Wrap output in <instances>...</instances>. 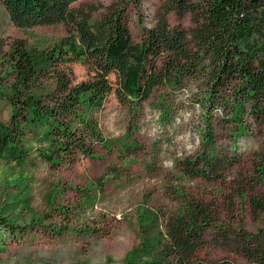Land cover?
<instances>
[{
	"label": "trees",
	"instance_id": "1",
	"mask_svg": "<svg viewBox=\"0 0 264 264\" xmlns=\"http://www.w3.org/2000/svg\"><path fill=\"white\" fill-rule=\"evenodd\" d=\"M0 1L16 26L67 25L66 34L49 46L15 38L4 52L0 99L10 111L8 120L0 121V159L16 164L40 159L57 169L96 156L97 144L110 150L112 140L98 116L109 94L135 114L158 89L161 124L187 118L195 121L199 136L193 154L174 159L180 171L174 179L222 180L237 160V140L249 137L257 144L249 153L258 175L244 187L252 190L264 181V0H165L138 42L131 38L123 1L110 3L98 18L92 16L97 9L92 4L71 6L76 0ZM172 10L189 13L190 25H170L166 14ZM76 59L89 65V74L79 80L72 68ZM225 138L231 143L218 147L217 140ZM137 145L132 140L125 147ZM245 190L238 191L239 197ZM173 191L179 200L168 208L152 204L149 196L141 199L138 241L126 251L124 264H264L260 232L230 230L218 223L222 208L217 200L195 196L180 183ZM250 205L264 211V194L250 195ZM5 225L15 226L0 212V227ZM212 227L242 261L229 256L198 260L196 252ZM50 229L61 233V227Z\"/></svg>",
	"mask_w": 264,
	"mask_h": 264
},
{
	"label": "rangeland",
	"instance_id": "2",
	"mask_svg": "<svg viewBox=\"0 0 264 264\" xmlns=\"http://www.w3.org/2000/svg\"><path fill=\"white\" fill-rule=\"evenodd\" d=\"M114 1L127 3L134 42L140 40L144 28L155 24L165 3L76 0L71 6L92 4L97 8L92 16L98 18ZM166 17L172 26L188 27L191 23L189 13L179 15L172 10ZM66 32L64 22L16 26L0 1V72L6 70L1 62L15 38L43 47ZM72 68L76 80L89 74L83 59H76ZM158 93L157 89L135 114L114 93L109 94L98 116L104 134L112 140V149L97 144L96 156L79 157L57 169L40 159L23 164L0 159V212L15 224L13 228L0 227V264H124L126 251L138 241L136 207L141 199L149 196L152 204L171 207L178 203L173 189L179 183L195 196L220 203V225L264 236V211L255 212L250 205V195L264 194V181H258L252 190L244 187L258 175L249 153L257 145L255 141L249 137L237 140V160L225 169L222 180L199 176L174 179V174H180L174 159L193 154L200 144L199 136L195 121L187 118L161 124ZM9 111L7 102L0 99V121L8 120ZM132 140L138 145L127 149L125 144H132ZM230 143L225 138L218 139L216 145L226 148ZM241 188H246L244 197L238 195ZM34 216L43 217L33 223ZM50 226L61 227V233H52ZM224 256L243 260L222 233L209 228L196 257L215 261Z\"/></svg>",
	"mask_w": 264,
	"mask_h": 264
}]
</instances>
